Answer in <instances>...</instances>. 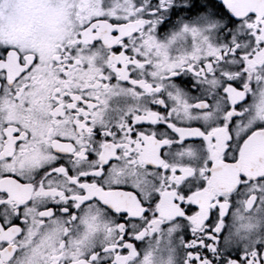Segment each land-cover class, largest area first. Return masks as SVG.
Instances as JSON below:
<instances>
[{"label":"snow or ice","instance_id":"6c2138e0","mask_svg":"<svg viewBox=\"0 0 264 264\" xmlns=\"http://www.w3.org/2000/svg\"><path fill=\"white\" fill-rule=\"evenodd\" d=\"M0 264H264V0H0Z\"/></svg>","mask_w":264,"mask_h":264}]
</instances>
